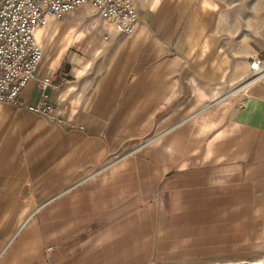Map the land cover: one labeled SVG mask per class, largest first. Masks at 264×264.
<instances>
[{
    "label": "crops",
    "instance_id": "crops-1",
    "mask_svg": "<svg viewBox=\"0 0 264 264\" xmlns=\"http://www.w3.org/2000/svg\"><path fill=\"white\" fill-rule=\"evenodd\" d=\"M133 3L131 36L105 22L78 28L68 16L75 9L37 32L43 57L19 100L36 104L45 94L63 123L0 104V218L24 208L26 193H50L29 202L0 264H45L35 222L23 230L45 206L51 264H137L136 235L112 231L135 218L136 189L114 183L120 168L100 167L152 129L165 131L160 152L146 150L145 193L157 196L150 205L163 210L160 224L173 228L156 238L160 264L243 256L250 241L264 251V76L225 94L250 70L247 47L233 42L232 11L218 0ZM71 38L81 39L80 63L60 48ZM45 77L59 86L41 91Z\"/></svg>",
    "mask_w": 264,
    "mask_h": 264
},
{
    "label": "rangeland",
    "instance_id": "rangeland-1",
    "mask_svg": "<svg viewBox=\"0 0 264 264\" xmlns=\"http://www.w3.org/2000/svg\"><path fill=\"white\" fill-rule=\"evenodd\" d=\"M218 1L222 6H225V8L231 10L233 13L232 21L233 25L236 26L234 29H237V32L234 31L232 35L234 45H237L238 43L239 46L240 42L243 41V46H246L249 51L250 60L257 55L264 57V0ZM68 16H70L73 21L72 23L77 25L78 28L103 24L102 20H100L98 15L93 11L90 4H84L83 6L75 9ZM52 23L63 24L65 23V18ZM80 42L81 39L71 38L66 43L63 42L60 44L61 49L65 46L68 48V58L66 57L68 61L74 60L76 63H80L82 61ZM257 50L259 53H255ZM246 76L241 78L240 81L238 80L230 85H225V94L244 85L245 83L250 82L254 78L251 70H249ZM246 91L247 86L237 93L232 94L231 97L241 96L242 94H245ZM42 118L49 124L53 123V121H50L43 116ZM164 131L165 130L161 129L148 130L145 134L138 135L136 140L131 141L130 144H128V142H122V145H120L116 151L105 155V159L100 167L120 168V176L115 178L116 181H114V183L118 182L121 185H127L131 188L134 186L136 189L135 199L137 208L135 218L128 222L116 225L117 227L115 226L114 230L112 231L121 233L122 236L124 234L136 235V253L138 256L137 264H160V260L155 257L157 250L156 245L158 243L156 238L160 236L161 233L168 231L171 232L173 229L169 225L163 227L160 224L159 221L161 220V216H163V210L157 208L155 203H153V206L150 205L151 200H155L157 196H154V198L151 199L150 194L145 193V188L147 186L146 182L149 178L147 174L150 172L149 160L145 157L146 150H149V152L153 151L154 153L160 152V140L162 133L164 134ZM164 177L166 176L158 179L159 181L156 183L160 185ZM98 178L100 177H89L88 180L83 184H91L93 182L96 183ZM49 195L50 193L47 192H38V194H34V197L32 198L30 194L26 193L24 199V208L21 207V203L19 202L17 207H10L6 213L2 212L3 214L0 218V248L5 245V243H7V240L20 226L21 221L26 218L29 213H31V210L27 208L29 202L36 201L37 203H43L49 197ZM48 207L49 206H45L40 209L32 218L30 223H28L23 229L26 230V228L30 226L32 222H35V228L34 230L32 229L31 232L33 235H36V238H41L40 248L42 249V253L45 252L44 256L46 259L53 255L52 251V253H48L46 250V246L49 242L48 233L50 230ZM30 239L32 238L30 237ZM122 243L128 242L123 241ZM255 246L256 242L250 241V248L246 255L218 258L216 261L212 260L211 262H207V260L204 258L202 263L257 264L260 263L258 262L259 260L264 259V251L255 249ZM21 247H23L22 244Z\"/></svg>",
    "mask_w": 264,
    "mask_h": 264
},
{
    "label": "built area",
    "instance_id": "built-area-1",
    "mask_svg": "<svg viewBox=\"0 0 264 264\" xmlns=\"http://www.w3.org/2000/svg\"><path fill=\"white\" fill-rule=\"evenodd\" d=\"M84 4H90L102 22L124 36H131L139 26L133 0H0V104L20 105L63 123L45 94L40 102L28 104L19 100V92L35 77L43 57L44 48L36 32ZM249 69L256 78L264 76V57H253ZM38 86L44 91L59 84L45 77L38 80ZM52 249L48 246L46 250L49 253ZM45 264H51L49 258Z\"/></svg>",
    "mask_w": 264,
    "mask_h": 264
},
{
    "label": "bare ground",
    "instance_id": "bare-ground-1",
    "mask_svg": "<svg viewBox=\"0 0 264 264\" xmlns=\"http://www.w3.org/2000/svg\"><path fill=\"white\" fill-rule=\"evenodd\" d=\"M44 28H41V29H39L37 32H39L40 30H43ZM37 32H36V34H37ZM257 78L256 77H254L250 82H252V81H254V80H256ZM258 262H262L261 264H264V259H261V260H259ZM257 263V262H256ZM260 263H257V264H260Z\"/></svg>",
    "mask_w": 264,
    "mask_h": 264
}]
</instances>
